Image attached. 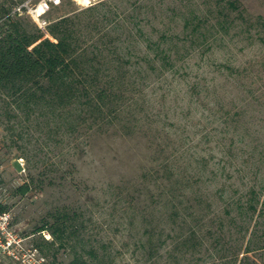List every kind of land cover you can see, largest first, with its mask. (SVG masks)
<instances>
[{
    "label": "rangeland",
    "instance_id": "1",
    "mask_svg": "<svg viewBox=\"0 0 264 264\" xmlns=\"http://www.w3.org/2000/svg\"><path fill=\"white\" fill-rule=\"evenodd\" d=\"M24 1L0 0V26L30 48L67 31L75 63L0 94L24 244L48 264H264V0H61L45 32Z\"/></svg>",
    "mask_w": 264,
    "mask_h": 264
},
{
    "label": "trees",
    "instance_id": "2",
    "mask_svg": "<svg viewBox=\"0 0 264 264\" xmlns=\"http://www.w3.org/2000/svg\"><path fill=\"white\" fill-rule=\"evenodd\" d=\"M64 22L65 20H61L58 25ZM5 26H0V94L22 96L33 86L42 89L43 80L54 82L60 75H71L75 63L71 59L73 49L67 31L62 30L57 42L46 39L30 48L36 38H29L19 32L16 26L4 28ZM161 58L168 63L167 56L163 55ZM29 188V185L21 186L18 192L25 194ZM0 210L7 211L2 206ZM53 219L52 225H46L38 232L50 229L54 235L55 228L70 220L67 214H58ZM88 253L94 255L92 251ZM69 264L88 263L81 258H75Z\"/></svg>",
    "mask_w": 264,
    "mask_h": 264
},
{
    "label": "built area",
    "instance_id": "3",
    "mask_svg": "<svg viewBox=\"0 0 264 264\" xmlns=\"http://www.w3.org/2000/svg\"><path fill=\"white\" fill-rule=\"evenodd\" d=\"M88 5L90 2H85ZM61 0H26L14 11L25 14L43 32L50 25L46 15L53 7L59 6ZM11 215L8 211L0 210V256H5L16 264H48L46 257L36 248L27 247L24 239L12 229Z\"/></svg>",
    "mask_w": 264,
    "mask_h": 264
},
{
    "label": "bare ground",
    "instance_id": "4",
    "mask_svg": "<svg viewBox=\"0 0 264 264\" xmlns=\"http://www.w3.org/2000/svg\"><path fill=\"white\" fill-rule=\"evenodd\" d=\"M85 2H89L88 0H85Z\"/></svg>",
    "mask_w": 264,
    "mask_h": 264
}]
</instances>
